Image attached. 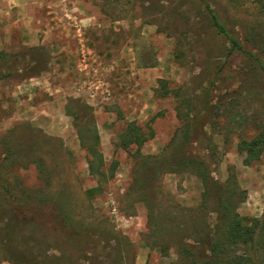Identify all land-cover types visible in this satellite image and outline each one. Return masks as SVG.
<instances>
[{
  "label": "rangeland",
  "instance_id": "374dc122",
  "mask_svg": "<svg viewBox=\"0 0 264 264\" xmlns=\"http://www.w3.org/2000/svg\"><path fill=\"white\" fill-rule=\"evenodd\" d=\"M58 3L0 26V264H264V0H204L239 50L198 0Z\"/></svg>",
  "mask_w": 264,
  "mask_h": 264
},
{
  "label": "crops",
  "instance_id": "0c3cea01",
  "mask_svg": "<svg viewBox=\"0 0 264 264\" xmlns=\"http://www.w3.org/2000/svg\"><path fill=\"white\" fill-rule=\"evenodd\" d=\"M58 1L60 0H0V26L4 25L7 31L8 28H21L18 29L20 33L12 31L16 37H7L4 41L22 47L47 45L50 42L47 35L51 32L59 35V41L63 40L68 35L67 26H73L75 6L63 5ZM38 24L43 27L39 28ZM39 31L42 36L38 35ZM62 47L60 50L65 51L66 48Z\"/></svg>",
  "mask_w": 264,
  "mask_h": 264
},
{
  "label": "trees",
  "instance_id": "16d2710c",
  "mask_svg": "<svg viewBox=\"0 0 264 264\" xmlns=\"http://www.w3.org/2000/svg\"><path fill=\"white\" fill-rule=\"evenodd\" d=\"M198 1L201 2L202 4H204L205 11H206V13L209 16L210 21H211V25L215 29L217 34L222 36L229 43L231 50H234V49L239 50L241 47L238 45L237 41L234 38H232L228 34V32L225 30L223 25H221L219 23L216 16L211 11V9L208 7V5H206L204 3V0H198ZM128 131L129 132L125 135L126 137L124 136L127 139L125 145L133 144V145L141 146L145 142L146 138L143 137V134H141L138 129L128 130ZM239 227H240L239 222L238 223L236 222V228H237L238 232H240V230L238 229ZM238 232H237V237L240 236V234Z\"/></svg>",
  "mask_w": 264,
  "mask_h": 264
},
{
  "label": "built area",
  "instance_id": "2783aa9c",
  "mask_svg": "<svg viewBox=\"0 0 264 264\" xmlns=\"http://www.w3.org/2000/svg\"><path fill=\"white\" fill-rule=\"evenodd\" d=\"M103 95H104V93H103ZM106 96H107V93H106V95H105V98H104V99H106Z\"/></svg>",
  "mask_w": 264,
  "mask_h": 264
}]
</instances>
